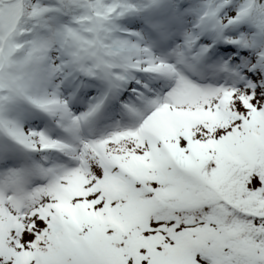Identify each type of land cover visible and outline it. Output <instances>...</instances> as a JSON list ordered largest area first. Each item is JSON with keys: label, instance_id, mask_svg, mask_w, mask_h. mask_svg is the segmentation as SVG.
I'll list each match as a JSON object with an SVG mask.
<instances>
[{"label": "snow or ice", "instance_id": "6c2138e0", "mask_svg": "<svg viewBox=\"0 0 264 264\" xmlns=\"http://www.w3.org/2000/svg\"><path fill=\"white\" fill-rule=\"evenodd\" d=\"M0 264H264V0H0Z\"/></svg>", "mask_w": 264, "mask_h": 264}]
</instances>
